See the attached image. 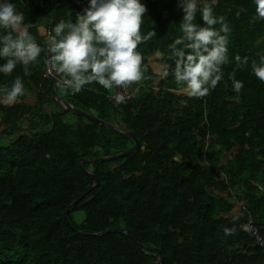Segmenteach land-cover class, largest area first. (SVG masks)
Wrapping results in <instances>:
<instances>
[{
  "label": "trees",
  "instance_id": "16d2710c",
  "mask_svg": "<svg viewBox=\"0 0 264 264\" xmlns=\"http://www.w3.org/2000/svg\"><path fill=\"white\" fill-rule=\"evenodd\" d=\"M11 2L46 48L52 27L90 0ZM141 2V31L156 35L138 47L144 78L131 86L139 91L118 104L96 82L76 94L56 83L61 97L133 131L142 145L95 163L99 185L66 216L95 183L87 160L134 141L59 106L44 52L27 74L19 64L0 73V86L20 76L26 93L0 104V264H152L159 254L151 247L162 250L157 264H264V82L251 70L264 56V20L256 18L254 0H217L213 15L230 28L229 59L216 88L195 98L179 90L168 59L169 45L182 35L180 0ZM194 22L203 26L200 11ZM157 52L160 73L150 60ZM236 55L248 63L238 64ZM233 74L243 82L240 92Z\"/></svg>",
  "mask_w": 264,
  "mask_h": 264
},
{
  "label": "clouds",
  "instance_id": "9594fccd",
  "mask_svg": "<svg viewBox=\"0 0 264 264\" xmlns=\"http://www.w3.org/2000/svg\"><path fill=\"white\" fill-rule=\"evenodd\" d=\"M77 1V0H75ZM217 0H180L184 15L180 22L182 35L169 45V60L174 61L172 70L179 90L189 97L202 98L215 89L223 79L222 66L228 63V33L230 28L225 18L213 15ZM256 18L264 20V0H254ZM83 14L75 22L59 20L47 33L46 48H42L29 31L31 23H25L24 14L17 11L11 0H0V73L8 76L17 65H22L25 74L29 66L45 53V65L49 74H62L57 86L82 91L93 82L103 88H128L144 78L143 56L138 47L156 35L155 31L143 34V18L147 8L141 0H90ZM200 11L203 26L198 25L196 14ZM239 15V12H237ZM219 23L221 27L214 26ZM223 33V35L221 34ZM238 64H247L239 55ZM251 70L264 82V56L253 61ZM169 73L167 69L164 76ZM53 78V77H52ZM233 88L240 92L243 82L230 77ZM23 79L17 76L9 86H0V104L11 106L24 96ZM116 103L125 102L123 94L115 95ZM226 231H228L226 229Z\"/></svg>",
  "mask_w": 264,
  "mask_h": 264
},
{
  "label": "water",
  "instance_id": "95a60500",
  "mask_svg": "<svg viewBox=\"0 0 264 264\" xmlns=\"http://www.w3.org/2000/svg\"><path fill=\"white\" fill-rule=\"evenodd\" d=\"M85 8H87V6H81L79 9L72 10L71 13H70L68 21L74 22L76 15L79 14V13H83ZM61 76H62V74H55V76H53V78L51 80V90L53 92V95L56 97L57 102L59 103V106H61L64 110H70L71 112L79 114V115H82V116H84L86 118L99 121L100 123H102V124L106 125L108 128H110L111 130H113L115 132H118V133H122V134L130 137L134 141L132 146H130L128 149H126V150H124L122 152H119V153L114 154V155L102 156V157H98V158H95V159L87 160V162L90 165V169H91L88 173H90L95 178V183L89 190H87L84 194H82L75 202H73L69 206V208L65 211V216H66L69 213L70 209L77 202H79L81 199H83L84 196L87 193H89L95 186L99 185V181L96 179V177H95V175L93 173V166H94L95 163L102 162V161H105V160H115V159L123 158V157H125V156H127V155H129V154H131V153H133V152H135L137 150H139L142 147V145H141V142L139 141V139L136 137V134L133 131H125V130H123L122 126H118V125H115L113 123L106 122L105 120L97 117L96 115L92 114L91 112L85 111V110H83L81 108H77L71 102H69L65 98L61 97L56 91V83H57L58 79ZM83 162H84V159H81L80 160V165L81 166H82ZM238 226H239V224L236 227V232L238 230ZM113 231H115V232H125L126 230L125 229L116 228ZM77 232L80 233V234H84V232H82V231H80L78 229H77ZM244 247H245V245H243L242 248H244ZM151 249L154 250V251H157L159 253V259H160L159 261H155L152 264H157L160 261H162L163 260L162 250L159 249V248H156V247H151ZM238 249H240V248H238Z\"/></svg>",
  "mask_w": 264,
  "mask_h": 264
},
{
  "label": "built area",
  "instance_id": "2783aa9c",
  "mask_svg": "<svg viewBox=\"0 0 264 264\" xmlns=\"http://www.w3.org/2000/svg\"><path fill=\"white\" fill-rule=\"evenodd\" d=\"M55 74H56V73L49 74V73H48V68H47V70H46V72H45V77L48 78V77H50V76H55ZM139 89H140L139 86L133 88V87L130 85L128 88H115V87H114L112 90H108V89H107V91H108V96H109L110 100L116 103L115 98H114L116 94H118V93L123 94V95L125 96V100H126V99H129V98L133 95V93L139 91ZM249 225H250V226H253V225H252V220H251V219H250V221H249Z\"/></svg>",
  "mask_w": 264,
  "mask_h": 264
},
{
  "label": "rangeland",
  "instance_id": "374dc122",
  "mask_svg": "<svg viewBox=\"0 0 264 264\" xmlns=\"http://www.w3.org/2000/svg\"><path fill=\"white\" fill-rule=\"evenodd\" d=\"M87 1V0H86ZM77 2L78 3H80V0H77ZM79 14H83V13H79ZM160 58H161V53H159V52H157L155 55H153V56H151L150 57V60L155 64L154 66H156V67H163V66H161V65H159L157 62H158V60H160ZM162 69V68H161ZM161 69L160 70H158V71H161ZM71 117H73V116H71ZM73 119H76V118H73ZM3 144H5V139H2V138H0V146L1 145H3Z\"/></svg>",
  "mask_w": 264,
  "mask_h": 264
},
{
  "label": "crops",
  "instance_id": "0c3cea01",
  "mask_svg": "<svg viewBox=\"0 0 264 264\" xmlns=\"http://www.w3.org/2000/svg\"><path fill=\"white\" fill-rule=\"evenodd\" d=\"M155 65V64H154ZM155 68H156V70L158 71V70H160V67H156V66H154ZM159 73L161 72V71H158ZM159 81V79L157 78V80H156V83ZM154 251V250H153ZM154 252H157V251H154ZM159 254V253H158ZM160 259H158V261H159ZM155 262V261H154ZM153 263V262H152Z\"/></svg>",
  "mask_w": 264,
  "mask_h": 264
}]
</instances>
